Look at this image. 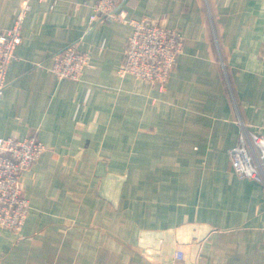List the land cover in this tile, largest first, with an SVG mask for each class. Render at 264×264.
I'll return each mask as SVG.
<instances>
[{"label": "crops", "instance_id": "obj_1", "mask_svg": "<svg viewBox=\"0 0 264 264\" xmlns=\"http://www.w3.org/2000/svg\"><path fill=\"white\" fill-rule=\"evenodd\" d=\"M23 1L0 0V26ZM123 1L185 38L164 91L118 73L133 27L91 25L96 0H30L0 136L47 148L22 176L23 229L0 228V264H264V185L229 154L238 115L264 120V0ZM71 44L90 53L80 80L51 69Z\"/></svg>", "mask_w": 264, "mask_h": 264}, {"label": "built area", "instance_id": "obj_2", "mask_svg": "<svg viewBox=\"0 0 264 264\" xmlns=\"http://www.w3.org/2000/svg\"><path fill=\"white\" fill-rule=\"evenodd\" d=\"M123 3V0H96L90 24L122 21L132 25L118 73L133 75L163 89L183 51L185 38L179 30L167 28L150 17H128ZM29 6L30 0H24L14 24L0 26V98L7 85L8 67L22 42V25ZM77 47L71 44L53 55L51 69L59 78L80 80L90 65V53ZM238 117L241 127L238 142L229 151L233 171L264 185V120L256 131L240 115ZM46 148L36 133L24 138L0 136V228L15 232L23 229L30 201L22 176ZM177 257L183 259V253L177 252Z\"/></svg>", "mask_w": 264, "mask_h": 264}, {"label": "rangeland", "instance_id": "obj_3", "mask_svg": "<svg viewBox=\"0 0 264 264\" xmlns=\"http://www.w3.org/2000/svg\"><path fill=\"white\" fill-rule=\"evenodd\" d=\"M222 60V59H221ZM220 60V63H223V68L222 69H224L225 68V63L223 62V61H221ZM175 68V67H174ZM174 70V69H173ZM172 70V71H173ZM172 73V72H171ZM171 75V74H170ZM224 76L226 77V75H225V72H224ZM169 78H170V76H169ZM169 78H168V80H169ZM168 82V81H167ZM166 86H167V84H166ZM166 86L163 88V89H161L160 87H158L160 90H162V91H164L165 89H166ZM226 86H227V89H228V91L230 92V94L232 93L231 91V85H230V83H229V81H226ZM239 119V117H236V121Z\"/></svg>", "mask_w": 264, "mask_h": 264}]
</instances>
